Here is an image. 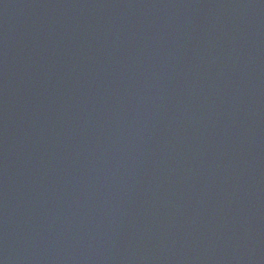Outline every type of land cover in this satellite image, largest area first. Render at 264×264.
Here are the masks:
<instances>
[{
  "label": "water",
  "instance_id": "1",
  "mask_svg": "<svg viewBox=\"0 0 264 264\" xmlns=\"http://www.w3.org/2000/svg\"><path fill=\"white\" fill-rule=\"evenodd\" d=\"M0 264H264V0H0Z\"/></svg>",
  "mask_w": 264,
  "mask_h": 264
}]
</instances>
